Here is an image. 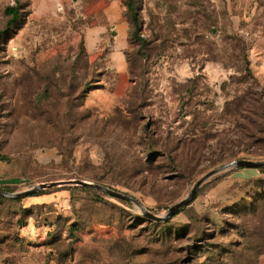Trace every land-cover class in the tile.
<instances>
[{
  "label": "rangeland",
  "instance_id": "374dc122",
  "mask_svg": "<svg viewBox=\"0 0 264 264\" xmlns=\"http://www.w3.org/2000/svg\"><path fill=\"white\" fill-rule=\"evenodd\" d=\"M133 2L137 27L129 0H0V190L84 180L164 215L264 160V0ZM84 186L0 197V264H264V168L166 222Z\"/></svg>",
  "mask_w": 264,
  "mask_h": 264
},
{
  "label": "water",
  "instance_id": "95a60500",
  "mask_svg": "<svg viewBox=\"0 0 264 264\" xmlns=\"http://www.w3.org/2000/svg\"><path fill=\"white\" fill-rule=\"evenodd\" d=\"M234 167H239V168H241V167H250V168L264 167V160L237 159V160H233L229 163H226V164L222 165L221 167H218L216 169L211 170L210 172L206 173L201 179H199L196 182V184L194 185V187H193V189H192V191L188 197H186V198L178 201L174 205H172L169 208L168 212L164 215H157V214L153 213L150 209L146 208L138 199L129 195L128 193H124L121 191L111 189V188H109L105 185L99 184V183H94V182H89V181H84V180L53 181L50 183H40V184L32 187L31 189H28V190H25L22 192H9L6 190H0V197L22 198V197L28 196L30 194H33V193H35L41 189L51 188V187L69 182V183H75V184H81V185L93 187L97 190H100L102 192L107 193L111 197H116V198L128 200V201L132 202L133 204H135L136 206H138L141 209L143 215L145 217H147L148 219H151V220L157 221V222H166L170 218H172L181 208L188 205L195 198L198 189L204 183V181H206L208 178H210L211 176H213L214 174H216L220 171L230 169V168H234Z\"/></svg>",
  "mask_w": 264,
  "mask_h": 264
},
{
  "label": "trees",
  "instance_id": "16d2710c",
  "mask_svg": "<svg viewBox=\"0 0 264 264\" xmlns=\"http://www.w3.org/2000/svg\"><path fill=\"white\" fill-rule=\"evenodd\" d=\"M128 5H129L130 10L132 11V20H133L135 26L137 27L139 18H138V12L135 9L133 0H129ZM6 12L8 15H11L12 18L7 22V26L2 33H7L8 31H10V28L12 27V25L20 18V10L18 7L8 6L6 9ZM4 159H5V157L3 155H0V161H2ZM260 168H264V167H260ZM84 187H89V186H84ZM118 199H120V198H118ZM13 200H15V199H13ZM120 200L128 201V200H124V199H120Z\"/></svg>",
  "mask_w": 264,
  "mask_h": 264
}]
</instances>
